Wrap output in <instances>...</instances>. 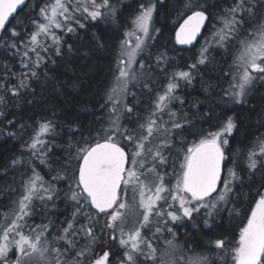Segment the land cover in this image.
Segmentation results:
<instances>
[{
	"label": "snow or ice",
	"instance_id": "1",
	"mask_svg": "<svg viewBox=\"0 0 264 264\" xmlns=\"http://www.w3.org/2000/svg\"><path fill=\"white\" fill-rule=\"evenodd\" d=\"M25 3L26 0H0V30L6 29L9 17ZM155 11L156 4L150 0L140 3L132 20L133 29L124 34L115 74L105 94L106 103L100 105L101 111L108 107L107 120L97 117L100 127L89 128L87 135L75 121L69 127L73 135L80 132V138L69 140L70 154L62 166L64 172L52 177V181L67 179V190L55 187L31 165L33 158L48 164L50 144L54 140L45 137L58 135L57 123L51 119L41 120L29 142L22 146L29 150V157H15L9 162L13 169L17 166L25 169L22 176L26 178L21 181L19 195L10 201L6 211H0V264H156V240L165 232L172 239L164 241L167 247L163 257L168 259L161 257L159 264H181L184 257H177L176 253L182 245L176 243V233L169 224L194 221L202 210L206 227L211 226L210 221L215 223L222 211H227L230 218H240L243 224L230 250L227 238L208 241L213 252L223 254L219 256L221 264H264V138L247 150V174L241 176L237 171V153L231 154V166L226 155L229 137L239 130L236 114L226 115L232 108H225L219 115L210 108L202 117L210 128L195 129L182 109L177 111L172 107L176 101L181 106L184 104L183 98L176 95L180 81L191 84L198 66L210 62L213 46L226 49L233 41L239 43V53L227 73L231 81L222 89V104H244L255 84L264 83V0H232L220 16L221 26L201 46L196 63L189 65L188 70L174 71L163 92H158L152 101V110L146 117H140L136 111L140 101L129 105L127 98L135 99L136 93L130 86L135 87L145 77L143 70L147 65L143 60L139 61L142 71L137 72L133 67L138 62L137 56L155 38L153 33L160 31L152 25ZM116 14L112 0H51L39 9L36 19L29 21L35 31L29 34V43L24 44L25 51L21 54V66L27 71L13 74L18 80L15 85L0 81V91L19 96L22 89L29 87L27 81L37 76L35 69L44 60L38 49L49 51L42 37L52 40L55 53L60 56L64 41L55 30L74 33L77 28L86 29L82 20L116 23ZM179 15L183 22L175 31V40L179 44H191L213 14L209 5L200 0H182ZM18 24L26 27L23 22ZM10 35L18 38L20 33L13 28ZM129 37H135L134 41ZM91 39L95 47H104L96 33ZM0 41L8 46L6 39L0 37ZM11 47L17 53L20 51L15 43ZM74 49L78 47L67 45L68 53ZM30 52L35 54V60H31ZM165 58L166 53H161L157 66ZM143 88L151 92L150 81H145ZM4 94H0V105L7 103ZM3 115L0 111V116ZM165 115L168 120H164ZM125 118L127 124L123 122ZM184 133L197 139L188 144ZM178 144L181 147L177 148ZM174 148L180 159L178 171L171 156ZM170 161L171 175L175 176L171 185L166 182ZM48 167L51 169L50 164ZM29 171L31 175H27ZM246 184L249 191L243 195L248 207L241 217V209L236 207L241 203V193L236 188ZM56 200L66 202L72 209L59 225L46 214L49 204L56 207ZM37 204L41 205L46 223L28 222L37 216ZM145 232H151V237ZM112 244H117L120 252L115 261L111 259ZM101 245L109 250L96 255L95 249ZM184 264H216V261L197 254Z\"/></svg>",
	"mask_w": 264,
	"mask_h": 264
},
{
	"label": "trees",
	"instance_id": "2",
	"mask_svg": "<svg viewBox=\"0 0 264 264\" xmlns=\"http://www.w3.org/2000/svg\"><path fill=\"white\" fill-rule=\"evenodd\" d=\"M50 2L51 0H28L25 6L10 20L1 35L8 42L6 47L0 41V81L5 84H17V77L13 74L27 71L21 66V54L25 51L24 44L29 43V34L35 31L29 21L36 19L39 9ZM148 2L149 0H112L113 5L117 8L116 23L111 20L99 23L82 20L81 22L87 25L86 29L77 28L74 33H65L60 29L55 30L64 41L60 56L56 55L52 40L50 38L45 40L42 37L41 41L49 47V51L45 53L42 48L38 49L44 60L35 69L37 76L29 78L27 81L29 87L22 89L19 96H13L10 92L4 94L0 91V94H4L7 100L6 104L0 105V111L4 113L3 116H0V211H6L10 201L19 195L21 181L26 178V176H22L25 169L19 166L13 169L9 166V162L15 157H29V150L22 146L29 142L33 130L41 120L55 121L58 133L54 137H46L48 140H54V144H50L48 164H42L40 159L36 158L31 160V165L47 181H52V177L56 176L58 172H64L62 166L65 158L70 154L69 140L76 141L80 138V132H76L74 135L69 132L73 121L79 124L81 130L87 135L89 128L100 127L97 117H101L104 121L107 120L108 107L101 111L100 105L106 103L105 94L111 86L115 74L116 58L120 52L121 42L125 39L124 34L132 28V20L137 14L138 5ZM150 2L156 4L152 21L153 28L160 31L153 33L155 38L138 56L135 69L137 72L142 71L139 61L143 60L147 65L143 70L145 77L144 80L137 82L135 87L130 86V90L136 93L135 99L132 96L127 98L129 105L134 104L136 100L140 101L136 110L140 117L146 116L156 94L163 90L165 83L174 71L188 70L189 65L196 63L201 46L210 37L213 30L220 27V16L223 10L232 3V0H200L202 4L209 5V12L213 15L208 19L206 27L196 43L189 48L179 47L174 38L176 27L183 19L179 15L182 0H150ZM213 4L216 5L215 8L211 7ZM18 21L23 22L26 27L20 26ZM13 28L20 33L18 38L11 37L10 30ZM93 33H96L97 38L104 43L103 48L95 47L91 39ZM12 43H15L19 48L18 53L11 47ZM68 44L76 45L78 50L74 49L72 53H68ZM161 53H166V58L157 66V57ZM238 53L239 43L237 41H233L226 49L213 46L210 49V62L198 66V72H193L191 84L180 83L181 86L176 95L183 98L184 104L181 106L176 101L172 107L177 111L182 109L195 129L210 128V125L205 123L202 118L210 108L214 109L217 115L223 113L225 108H232V111L227 112L226 115H232L233 112L236 114L239 130L234 131L233 135L229 137L230 148L226 149V155L229 156L228 166L232 165L231 154L237 153V171L241 176H246L247 150L252 148L259 139L264 138V83L257 82L255 84L249 91L246 103L241 105L222 104V89H226L231 81V77L227 75L229 66L233 64ZM29 55L31 60L36 59L34 53L30 52ZM5 77L7 78L5 79ZM145 81H150L151 92L143 88ZM73 84L76 86L72 87ZM10 120L13 122L12 124L8 123ZM123 122L127 124V118ZM21 125L24 126L23 129H21ZM130 126L134 127V125ZM211 130L214 131L215 128ZM9 133L16 135L12 136ZM184 135L188 144L197 139L187 133ZM176 147L179 148L181 145L178 144ZM71 151L74 152V149ZM241 152L244 153L242 156ZM177 155L176 148H174L171 156L175 160L176 171L179 170L180 164ZM57 160L59 162H56ZM49 164L51 169L48 167ZM171 170L173 171L172 167ZM172 171L168 170L170 178L175 180V176L171 175ZM68 172L70 173L71 169ZM30 174L29 171L27 175ZM52 183L61 190H67L69 181L65 179L52 181ZM236 191L241 193V203H237L236 207L241 209L242 217L244 210L248 207L243 194L248 193L249 187L247 184L244 187L238 186ZM54 203L56 207L53 208L49 204L46 214L49 218L56 220L59 225L60 221L72 209L61 200H56ZM231 206L228 205V207ZM36 208L37 216L28 222L46 223L47 220L43 218L45 214L40 211L41 205L37 204ZM83 222L81 221V223ZM193 223H195V227H193ZM210 224V227L204 225L203 212L194 221L186 220L182 225L169 224V227H172L176 233V243L182 245V249L176 253V256H183L184 261H187L189 257H196L199 254L209 256L216 261V264H221L219 256L223 254L213 252L208 241L227 238L230 241L228 244L230 250L238 239L239 228L243 224L238 217L230 218L227 211H222L217 217V221L215 223L210 221ZM145 235L151 237L152 233L145 232ZM169 239H172V236L167 232L157 237L155 246L158 249V259L156 264H159V259L163 257L167 247L164 241ZM83 243L84 241H81V244ZM105 243H107L106 240ZM105 250L109 249L101 245L95 249V254L102 255ZM110 251L113 253L111 259L115 261L120 255L118 245L112 244ZM92 258L94 257L89 259ZM163 258L168 259L167 257ZM184 261H181V264H184Z\"/></svg>",
	"mask_w": 264,
	"mask_h": 264
},
{
	"label": "water",
	"instance_id": "3",
	"mask_svg": "<svg viewBox=\"0 0 264 264\" xmlns=\"http://www.w3.org/2000/svg\"><path fill=\"white\" fill-rule=\"evenodd\" d=\"M27 1H28V0H26V3H27ZM26 3H25V4H26ZM25 4H24L23 6H21V7H18L17 12H18L22 7H24ZM17 12H16V13H17ZM16 13H14L13 16H10V17H9V21L6 22V27L8 26L10 20L16 15ZM184 18H186V17H184ZM207 21H208V20H207ZM207 21L205 22V25L202 27L201 32H200V34H198L196 40H194L191 44H179V43L176 42L177 45H178L179 47H182V48H188V47L193 46V45L195 44V42L197 41V39H198V38L201 36V34L203 33V31H204V29H205V27H206ZM182 22H183V19L179 22L178 26L176 27V30L179 28V25H180ZM176 30H175V31H176ZM3 32H4V30H0V37H1V35L3 34ZM174 38H175V33H174ZM175 41H176V40H175Z\"/></svg>",
	"mask_w": 264,
	"mask_h": 264
},
{
	"label": "rangeland",
	"instance_id": "4",
	"mask_svg": "<svg viewBox=\"0 0 264 264\" xmlns=\"http://www.w3.org/2000/svg\"><path fill=\"white\" fill-rule=\"evenodd\" d=\"M40 22H43V20H41ZM220 26H221V25H220ZM132 29H133V24H132V28H131L129 31H131ZM216 29H217V28H216ZM216 29L213 30V32H215ZM213 32H212V33H213ZM212 33L210 34V37L208 38L209 40L211 39ZM137 34H139V33H137ZM125 38H126V37H125ZM129 39H132V40L134 41L135 37H129ZM205 41H206V40H205ZM205 41H204V44H203V45H205ZM137 59H138V56H137ZM133 67L135 68V64L133 65ZM181 82H184V81L181 80L180 83H181ZM167 83H168V80H167V82L165 83V86H166ZM163 90H164V88H163ZM163 90H161L160 92H163ZM155 98H156V97H155ZM152 107H153V105L151 106V108L149 109L148 112H150V111L152 110ZM147 114H148V113H147ZM147 114H146V116H147ZM146 116H145V117H146ZM164 120H168V116H167V115L164 116ZM45 139H46V137H45ZM155 142H156V141H153V143H155ZM26 158H27V157H26ZM168 170L172 171L170 166H169ZM30 175H31V174H30ZM173 179H174V178H173ZM173 179L170 178V175H169V181H168V177H167L166 182H167L169 185H171V184L175 183V180H173ZM202 212H203V210H202ZM149 237H150V235H149Z\"/></svg>",
	"mask_w": 264,
	"mask_h": 264
},
{
	"label": "bare ground",
	"instance_id": "5",
	"mask_svg": "<svg viewBox=\"0 0 264 264\" xmlns=\"http://www.w3.org/2000/svg\"><path fill=\"white\" fill-rule=\"evenodd\" d=\"M218 256V255H217Z\"/></svg>",
	"mask_w": 264,
	"mask_h": 264
}]
</instances>
